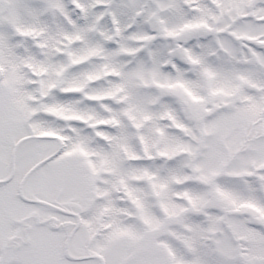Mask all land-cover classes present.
Wrapping results in <instances>:
<instances>
[{
    "label": "snow or ice",
    "instance_id": "obj_1",
    "mask_svg": "<svg viewBox=\"0 0 264 264\" xmlns=\"http://www.w3.org/2000/svg\"><path fill=\"white\" fill-rule=\"evenodd\" d=\"M0 264H264V0H0Z\"/></svg>",
    "mask_w": 264,
    "mask_h": 264
}]
</instances>
